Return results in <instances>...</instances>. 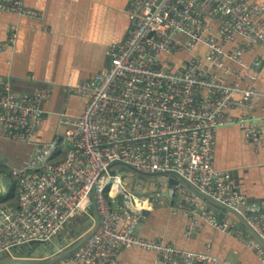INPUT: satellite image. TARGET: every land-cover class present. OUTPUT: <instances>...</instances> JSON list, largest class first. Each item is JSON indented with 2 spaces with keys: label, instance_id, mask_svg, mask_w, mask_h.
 <instances>
[{
  "label": "built area",
  "instance_id": "built-area-1",
  "mask_svg": "<svg viewBox=\"0 0 264 264\" xmlns=\"http://www.w3.org/2000/svg\"><path fill=\"white\" fill-rule=\"evenodd\" d=\"M129 6L125 36L105 50L108 67L67 91L85 97L86 103L74 122L61 114L70 141L65 157L51 163L54 144H43L30 165L11 171V181L15 178L19 186L17 207L0 208V253L50 243L74 217H92L94 204L97 229L55 264H117L123 248L150 251L156 264H230L136 235L142 212L152 208V199L162 190L195 203L197 196L179 184L166 189L168 174L238 214L264 242V206L258 214L234 188L230 175L213 165L216 131L226 111L242 109L237 124L262 138L247 121L256 93L238 84L242 74L235 66H242L250 47L264 43V5L249 0H129ZM0 13L40 18L23 0H0ZM15 36L12 32L0 43V50L12 45ZM229 44L234 49L225 52ZM250 71L246 67L243 75L253 80ZM219 74L235 83L224 82ZM50 96L49 88L17 96L0 78V131L11 141L31 143L42 125L41 103ZM119 164L167 182L141 187L128 171H119ZM127 184L140 193L128 191ZM221 212L227 219L206 221L219 231H233L264 264V248L249 232L241 233L243 226L237 227L229 212ZM68 245L45 256L15 259H49Z\"/></svg>",
  "mask_w": 264,
  "mask_h": 264
},
{
  "label": "crops",
  "instance_id": "crops-1",
  "mask_svg": "<svg viewBox=\"0 0 264 264\" xmlns=\"http://www.w3.org/2000/svg\"><path fill=\"white\" fill-rule=\"evenodd\" d=\"M249 1L264 5V0ZM23 5L37 11L40 18L0 13V43L7 42L12 32L16 35L12 45L0 50V78L17 96L32 94L40 88L51 89V96L41 103L42 125L31 143L11 141L0 131V208L17 207L19 186L15 178L11 181V171H21L30 165L37 148L53 142L50 162H59L65 157L70 141L64 136L66 127L61 123V114L74 122L86 103L85 97L67 91L108 67L106 48L120 42L129 28V0H23ZM233 49L234 44L224 47L225 52ZM200 53H205L204 49ZM241 61V67L235 66L242 74L238 84L258 92L255 96L257 107L251 115L255 126L264 132V43L250 47ZM255 62L258 63L256 67ZM246 67H252L247 74L252 73L253 80L243 75ZM219 76L224 82L235 83L231 76ZM242 111L233 108L224 113L223 124L216 131L213 165L227 172L232 185L244 195L246 202L262 211L264 135L257 144L243 135L236 122ZM197 200L202 199L196 197L191 204L180 195L173 197L163 193L153 198L152 208L142 212L136 235L160 240L180 251L211 255L230 264H261L233 231H219L205 219L210 217L219 222L227 219V215L210 209L206 203L199 206ZM64 229L48 246L42 244L43 256L57 252L84 233L72 236ZM238 229L241 233L248 232L243 227ZM63 232L66 234L62 235ZM116 262L156 264L154 253L137 248L120 249Z\"/></svg>",
  "mask_w": 264,
  "mask_h": 264
},
{
  "label": "water",
  "instance_id": "water-1",
  "mask_svg": "<svg viewBox=\"0 0 264 264\" xmlns=\"http://www.w3.org/2000/svg\"><path fill=\"white\" fill-rule=\"evenodd\" d=\"M122 168L126 169L129 173V175L140 185L141 187L148 186L149 183H156L157 181H160L162 183L167 182L165 178H163L160 175H144L141 174L128 165L125 164H119ZM117 171V170H116ZM170 176L168 183H166V189L172 188V186L180 185L181 187H184L186 191L192 192L195 196H197L199 199H202L205 201V203L209 206L210 209L216 210V211H223V212H229V216L237 223V227L243 226L251 235L254 237L259 244L264 248V242L259 237V235L246 223L244 219H242L238 214H234L230 210L223 208L222 206L215 203L213 200L209 199L208 197L202 195L200 192H198L194 187H192L190 184H188L184 179L181 177L175 175V174H168ZM156 185H158L156 183ZM128 191L134 192V193H140L139 190H133L129 184L126 185ZM139 187V188H141ZM167 190H162V193L164 195H167ZM173 197L175 194L172 195ZM119 203H121L120 198H116ZM198 202H201L200 200H197ZM92 215H93V225L88 230L82 233L79 238H77L74 242L70 243L64 251L57 253L50 257L49 259L44 260H26V259H15V258H9L6 260L5 264H55L60 259H63L64 257H67L70 253H72L75 249L79 248L83 243L86 241V239L97 229L99 224V216L97 209L95 205H92Z\"/></svg>",
  "mask_w": 264,
  "mask_h": 264
},
{
  "label": "rangeland",
  "instance_id": "rangeland-1",
  "mask_svg": "<svg viewBox=\"0 0 264 264\" xmlns=\"http://www.w3.org/2000/svg\"><path fill=\"white\" fill-rule=\"evenodd\" d=\"M255 66V64H254ZM252 68V67H250ZM254 93H257L256 90L253 91ZM264 97V96H263ZM250 103V106L248 108V112H249V118H248V125H249V128H253L256 127L255 126V122L252 118V113L254 112V108L257 107V104H256V100H255V97H252L251 101L249 102ZM238 126L241 128V126L239 125L238 123ZM242 131H243V135L252 143V144H257V143H261V137L258 136V134H250V132L248 130H246L244 127L241 128ZM257 131H260L261 132V135L263 137L264 135V132L263 130H261L259 127L258 129H256ZM119 171L124 174L127 170L124 169V168H120ZM260 212V209H258V214ZM92 214V211L89 212V215ZM73 225L67 230L68 233H70L71 230H75L77 225L78 224H83V227H86V230L89 228L92 227L93 225V215L92 217H88V216H85V215H80L79 217H76V221L73 220ZM258 228L259 229H262L260 223H258ZM83 232V231H82ZM81 232V233H82ZM65 232L62 233V235L64 234ZM66 234V233H65ZM42 244H39V243H29V244H26V245H23L21 247H17L13 250H11L9 253H0V263L1 262H4L6 260H8L9 258H17V257H30V256H36V253H35V249H39L41 250L42 249ZM46 246H48L46 244Z\"/></svg>",
  "mask_w": 264,
  "mask_h": 264
},
{
  "label": "trees",
  "instance_id": "trees-1",
  "mask_svg": "<svg viewBox=\"0 0 264 264\" xmlns=\"http://www.w3.org/2000/svg\"><path fill=\"white\" fill-rule=\"evenodd\" d=\"M74 221H76V219ZM72 225H73V223H71V221H70V223H68L66 225L65 229L66 230L69 229ZM85 229H86V227H83V224H78L75 230H71L70 231V235H72V236L80 235L82 231L83 232L85 231ZM34 251L36 253V256H30V257H41L42 256V251L41 250L35 249Z\"/></svg>",
  "mask_w": 264,
  "mask_h": 264
},
{
  "label": "flooded vegetation",
  "instance_id": "flooded-vegetation-1",
  "mask_svg": "<svg viewBox=\"0 0 264 264\" xmlns=\"http://www.w3.org/2000/svg\"><path fill=\"white\" fill-rule=\"evenodd\" d=\"M203 54H204V53H203ZM203 54H201V55H200V58H202V57H203Z\"/></svg>",
  "mask_w": 264,
  "mask_h": 264
}]
</instances>
